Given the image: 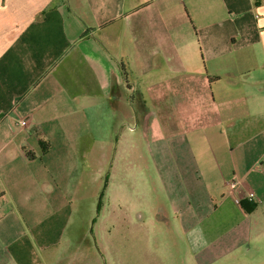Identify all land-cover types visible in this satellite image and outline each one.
Returning <instances> with one entry per match:
<instances>
[{
    "label": "crops",
    "instance_id": "crops-1",
    "mask_svg": "<svg viewBox=\"0 0 264 264\" xmlns=\"http://www.w3.org/2000/svg\"><path fill=\"white\" fill-rule=\"evenodd\" d=\"M127 117L185 264L264 244V0H0V264L86 243L69 229L99 186L88 165Z\"/></svg>",
    "mask_w": 264,
    "mask_h": 264
},
{
    "label": "rangeland",
    "instance_id": "rangeland-1",
    "mask_svg": "<svg viewBox=\"0 0 264 264\" xmlns=\"http://www.w3.org/2000/svg\"><path fill=\"white\" fill-rule=\"evenodd\" d=\"M133 126L135 121L125 118L119 138H115L111 149L106 150L105 164L88 165L90 182L93 174H99V186L92 196L85 198L88 199V212L73 213L69 229L75 225L80 227L79 231L86 233L87 241L83 244L82 240L81 244L72 247L75 250H70L71 258L67 257L63 264H72L70 259L75 254L81 256L86 246L89 247V264H185L187 252L181 249L185 245L182 233L151 215V196L161 199L163 194L156 182L153 191H147V173L141 172L143 164L138 158L142 150L139 147L143 148V135L139 130L133 131ZM131 143L138 148H130ZM91 158L101 160L102 155ZM101 169H104L103 173ZM79 206L76 204V208ZM252 248L251 258L241 257L243 251L237 250L234 256L241 259H234L233 264H264V244ZM259 249L263 250V258L259 257L257 261L253 257ZM82 259L86 260V257Z\"/></svg>",
    "mask_w": 264,
    "mask_h": 264
},
{
    "label": "built area",
    "instance_id": "built-area-1",
    "mask_svg": "<svg viewBox=\"0 0 264 264\" xmlns=\"http://www.w3.org/2000/svg\"><path fill=\"white\" fill-rule=\"evenodd\" d=\"M19 122H20L21 125L24 126V125L27 124L28 118H21ZM236 184H237V182H235V181H232L231 182V186L232 187H235ZM248 196H249V198L254 199L255 201L260 202V198L258 197V195L253 190H249L248 191Z\"/></svg>",
    "mask_w": 264,
    "mask_h": 264
}]
</instances>
